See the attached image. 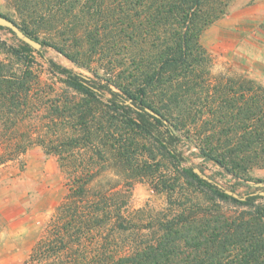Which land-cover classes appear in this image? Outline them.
Instances as JSON below:
<instances>
[{
  "label": "trees",
  "instance_id": "1",
  "mask_svg": "<svg viewBox=\"0 0 264 264\" xmlns=\"http://www.w3.org/2000/svg\"><path fill=\"white\" fill-rule=\"evenodd\" d=\"M7 1L20 20L0 15L94 70V77L85 75L20 40L14 54L27 62L40 53L68 91L81 96L37 124L27 114L38 81L31 65L10 74L0 65V163L42 145L58 156L68 186L30 259L264 264V195L235 197L191 164L169 173L152 170L155 158L147 146L181 165L189 161L179 148L186 131L203 158L236 177L250 180L252 170H264V85L213 74L212 57L201 43L234 0ZM101 55L107 58L103 75L93 68ZM107 174L120 176L124 185H106ZM141 177L166 194L165 209H129L131 187Z\"/></svg>",
  "mask_w": 264,
  "mask_h": 264
},
{
  "label": "rangeland",
  "instance_id": "2",
  "mask_svg": "<svg viewBox=\"0 0 264 264\" xmlns=\"http://www.w3.org/2000/svg\"><path fill=\"white\" fill-rule=\"evenodd\" d=\"M256 1L234 0L226 13L204 31L201 43L212 57L213 74L245 76L264 85V2L260 4ZM0 11L20 20L7 0H0ZM43 37L48 38V34ZM20 44V39L7 28H0V65L8 74L20 73L26 68V63L31 65L34 78L38 81L35 80L33 103L29 105L31 110L28 109L27 114L34 118L35 123L42 124L53 117L57 106L62 103L69 105L74 99L80 100L81 96L68 91L61 76L49 70L40 53L33 52V58L27 62L22 56L14 54V49L19 48ZM41 51L47 59L94 77V70L74 62L54 47L43 46ZM101 57V62H94L93 68L103 75L107 58L105 55ZM186 136L188 133L183 131L179 148L189 157L188 162L179 165L164 150L150 143L147 146L152 148L151 153L155 158L150 160L155 162L151 169L158 168L160 172L169 173L191 164L240 196L261 191V187L255 184L264 181L263 169L252 170L250 180L236 177L215 161L203 158ZM145 141L149 143V139ZM3 149L0 141V154ZM102 180L108 186L116 183H120L121 187L124 185L122 178L113 174H107ZM67 192V180L58 156L46 153L42 145H33L23 156L0 163V264H45L31 260L30 255ZM179 192L185 194L187 188L179 186ZM259 200L264 201L262 198ZM166 207V194L156 191L148 178L141 177L134 181L129 197L131 211L139 208L158 211Z\"/></svg>",
  "mask_w": 264,
  "mask_h": 264
},
{
  "label": "water",
  "instance_id": "3",
  "mask_svg": "<svg viewBox=\"0 0 264 264\" xmlns=\"http://www.w3.org/2000/svg\"><path fill=\"white\" fill-rule=\"evenodd\" d=\"M0 26L11 29L21 41H23L24 43H27L28 45H30L34 49L40 50L43 48V45L40 41H38V40L34 39L33 37H31L30 35L26 34L13 20L9 19L8 17L0 15ZM147 110L154 113L149 108H147ZM194 170L202 178L207 179L211 182L213 181L208 175L203 173L200 168H195ZM213 182H215V181H213ZM216 184H218V183H216ZM218 185L222 186L220 184H218ZM255 186L264 187V181L256 183ZM226 192L235 196V197H238V198L241 197L242 199H245V197H246V196H240L238 193L233 192L232 190H226ZM259 193L261 195H264V191H260Z\"/></svg>",
  "mask_w": 264,
  "mask_h": 264
},
{
  "label": "crops",
  "instance_id": "4",
  "mask_svg": "<svg viewBox=\"0 0 264 264\" xmlns=\"http://www.w3.org/2000/svg\"><path fill=\"white\" fill-rule=\"evenodd\" d=\"M256 2L261 4L262 2H264V0H257Z\"/></svg>",
  "mask_w": 264,
  "mask_h": 264
}]
</instances>
